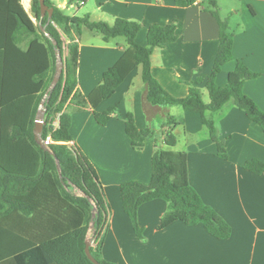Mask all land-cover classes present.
I'll use <instances>...</instances> for the list:
<instances>
[{
    "label": "trees",
    "instance_id": "trees-1",
    "mask_svg": "<svg viewBox=\"0 0 264 264\" xmlns=\"http://www.w3.org/2000/svg\"><path fill=\"white\" fill-rule=\"evenodd\" d=\"M44 1L54 10L50 23L47 16L41 20L40 0H32L31 15L22 0H0V264H93L86 254V239L92 221L95 225L91 254L100 264H112L102 255L110 216L104 190L91 161L72 144V116L89 108L78 87L79 40L83 32L96 34L106 42L126 38L135 50L136 65L141 68L147 102L158 107L179 106L186 112L200 114L217 145L218 156L223 159H228L225 143L220 140L214 120L208 114L213 116L231 102L245 111L264 132V111L243 91L244 83L259 75L237 62L227 85L220 87L216 83L224 65L234 61L235 38L230 20L221 17L216 0L199 3L204 11L213 15L220 29L213 70L207 79L199 77L192 83L188 96L183 99L172 97L152 73L154 51L178 40L175 23L150 26L148 45L141 46L137 43L141 25L137 22L123 19L113 23L98 22L89 15L71 17L53 0ZM197 1L176 0V4L189 7ZM41 26L57 46L42 32ZM56 48L63 58L64 72L46 102L43 129V140L51 136L55 143L43 148L36 141V116L56 71ZM204 80L208 102L199 88ZM123 81L118 69H109L100 85L102 99H110ZM114 115H117L116 108L94 113L101 126H106ZM57 116L58 126L54 127ZM179 121L167 116L163 142L158 144L156 141L157 149L152 157L151 182L146 185L128 181L121 185L122 207L140 239H143L138 219L140 207L163 200L171 211L164 226L173 221H181L187 226L203 225L212 237L227 240L232 235V227L207 206L190 185L186 155L163 148L176 146L172 128ZM125 126L135 150H141L147 139H154L151 129L140 131L137 128L131 113L126 117ZM56 159L60 162L62 176ZM244 168L261 174L264 163L251 161ZM94 208L96 217L93 219Z\"/></svg>",
    "mask_w": 264,
    "mask_h": 264
},
{
    "label": "crops",
    "instance_id": "crops-1",
    "mask_svg": "<svg viewBox=\"0 0 264 264\" xmlns=\"http://www.w3.org/2000/svg\"><path fill=\"white\" fill-rule=\"evenodd\" d=\"M205 1L180 7L176 0H53L71 17L89 15L98 22L123 19L139 23L137 43L141 46L148 45L150 26L175 23L178 40L154 51L152 73L177 99L186 98L190 85L199 77L207 79L211 75L218 53L220 29L213 15L200 6ZM216 2L221 17L224 12L227 14L235 34L234 61L224 65L216 83L225 87L237 62H242L259 75L246 81L243 91L264 111V0ZM22 4L31 15L32 0H22ZM79 47L78 87L89 108L72 116V144L95 167L109 206L103 259L112 264H264V170L255 174L244 168L251 161L264 163L261 126L231 102L213 116L208 114L225 143L228 159H223L218 156L217 145L200 114L186 112L179 106L166 108L147 102L141 68L136 65L135 50L126 38L106 42L85 31ZM111 68L118 69L124 81L110 99L103 100L100 85ZM205 84L206 80L199 88L208 102ZM111 108H116L117 115L106 126L98 124L94 113ZM130 113L140 131L154 132V139H147L141 150L133 148L126 133L125 121ZM168 115L181 122L172 128L176 146L163 148L186 155L190 185L232 227V235L227 240L212 237L203 225L187 226L173 221L164 226L171 211L163 200L140 207L138 219L143 229V239H140L122 207L123 183L136 181L148 185L151 182L156 141L163 142V126Z\"/></svg>",
    "mask_w": 264,
    "mask_h": 264
},
{
    "label": "water",
    "instance_id": "water-1",
    "mask_svg": "<svg viewBox=\"0 0 264 264\" xmlns=\"http://www.w3.org/2000/svg\"><path fill=\"white\" fill-rule=\"evenodd\" d=\"M40 7H41V20L44 19L46 16L48 17V23L51 22L53 14H54V10L53 9H49L44 0H40ZM42 32L45 33V35L50 38L54 44V46H57V42L55 40H53L49 34L46 33V29L44 27H42ZM64 72V62H63V58L61 56L60 50L58 48H56V71L54 73V77H53V81L50 84L49 88L47 89V91L45 92L41 103L39 105V109L37 112V116H36V125H35V135H36V141L38 143V145H40L41 147H45L44 146V140H43V129H44V123H45V112H46V102L50 96V94L55 90V88L57 87L61 76ZM57 161V167H58V171H59V175L62 176V172H61V165L58 159H56ZM79 195L81 196H85L83 193L78 192ZM92 202V201H91ZM92 204H94L92 202ZM93 219L96 217V208H94L93 214H92ZM94 221H92V223L90 224V228H89V232L87 235V239H86V254L89 258V260L93 263V264H100L91 254L90 248L93 245L94 241H93V234H94Z\"/></svg>",
    "mask_w": 264,
    "mask_h": 264
},
{
    "label": "built area",
    "instance_id": "built-area-1",
    "mask_svg": "<svg viewBox=\"0 0 264 264\" xmlns=\"http://www.w3.org/2000/svg\"><path fill=\"white\" fill-rule=\"evenodd\" d=\"M58 118H59V116H57L55 118V120L53 121V126L54 127H57L58 126ZM54 143H55L54 140L51 138V136H49L47 138V140L44 141V146H48V145H51V144H54Z\"/></svg>",
    "mask_w": 264,
    "mask_h": 264
},
{
    "label": "rangeland",
    "instance_id": "rangeland-1",
    "mask_svg": "<svg viewBox=\"0 0 264 264\" xmlns=\"http://www.w3.org/2000/svg\"><path fill=\"white\" fill-rule=\"evenodd\" d=\"M228 4H231V2H229ZM224 6H225V4H224ZM225 8V7H224ZM222 18L223 19H226L227 18V14L224 12L223 14H222ZM206 98V97H205Z\"/></svg>",
    "mask_w": 264,
    "mask_h": 264
}]
</instances>
